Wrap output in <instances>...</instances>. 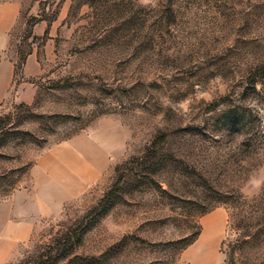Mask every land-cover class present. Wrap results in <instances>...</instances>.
<instances>
[{"label":"rangeland","instance_id":"374dc122","mask_svg":"<svg viewBox=\"0 0 264 264\" xmlns=\"http://www.w3.org/2000/svg\"><path fill=\"white\" fill-rule=\"evenodd\" d=\"M28 2L0 227L34 220L2 264H264V0H68L48 48L62 2Z\"/></svg>","mask_w":264,"mask_h":264},{"label":"crops","instance_id":"0c3cea01","mask_svg":"<svg viewBox=\"0 0 264 264\" xmlns=\"http://www.w3.org/2000/svg\"><path fill=\"white\" fill-rule=\"evenodd\" d=\"M29 0H1L0 1V103L7 97L15 74L16 59L9 55L13 31L17 28L23 7L28 5ZM62 2L59 15L50 23L47 19H40L33 27V34L43 36L47 34L48 41L45 47L50 46L52 37L56 35L58 22L62 21L68 10V0H57ZM37 5L31 4L29 14L37 13ZM37 49H33L26 56L22 67L25 77L36 75L40 71ZM17 223L0 227V264L3 263L9 252V248L27 237L33 227V218H22Z\"/></svg>","mask_w":264,"mask_h":264},{"label":"bare ground","instance_id":"6f19581e","mask_svg":"<svg viewBox=\"0 0 264 264\" xmlns=\"http://www.w3.org/2000/svg\"><path fill=\"white\" fill-rule=\"evenodd\" d=\"M209 220V219H208ZM208 222V221H207ZM210 222H212V221H210ZM209 224V223H208Z\"/></svg>","mask_w":264,"mask_h":264}]
</instances>
